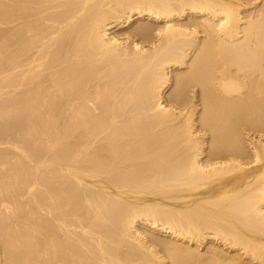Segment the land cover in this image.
<instances>
[{
  "label": "bare ground",
  "instance_id": "obj_1",
  "mask_svg": "<svg viewBox=\"0 0 264 264\" xmlns=\"http://www.w3.org/2000/svg\"><path fill=\"white\" fill-rule=\"evenodd\" d=\"M0 264H264V0H0Z\"/></svg>",
  "mask_w": 264,
  "mask_h": 264
},
{
  "label": "rangeland",
  "instance_id": "obj_2",
  "mask_svg": "<svg viewBox=\"0 0 264 264\" xmlns=\"http://www.w3.org/2000/svg\"><path fill=\"white\" fill-rule=\"evenodd\" d=\"M114 29H115V30H118V31L120 30V29H118L117 27H116V28H114Z\"/></svg>",
  "mask_w": 264,
  "mask_h": 264
}]
</instances>
